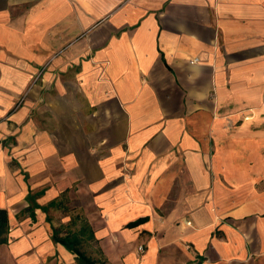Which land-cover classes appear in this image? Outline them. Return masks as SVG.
I'll use <instances>...</instances> for the list:
<instances>
[{"label":"crops","instance_id":"obj_1","mask_svg":"<svg viewBox=\"0 0 264 264\" xmlns=\"http://www.w3.org/2000/svg\"><path fill=\"white\" fill-rule=\"evenodd\" d=\"M0 208V264H264V0H0Z\"/></svg>","mask_w":264,"mask_h":264},{"label":"trees","instance_id":"obj_2","mask_svg":"<svg viewBox=\"0 0 264 264\" xmlns=\"http://www.w3.org/2000/svg\"><path fill=\"white\" fill-rule=\"evenodd\" d=\"M8 229V215L5 209L0 208V243L5 241V233Z\"/></svg>","mask_w":264,"mask_h":264},{"label":"built area","instance_id":"obj_3","mask_svg":"<svg viewBox=\"0 0 264 264\" xmlns=\"http://www.w3.org/2000/svg\"><path fill=\"white\" fill-rule=\"evenodd\" d=\"M137 250H138V252H143V251H144V246L139 245V246L137 247Z\"/></svg>","mask_w":264,"mask_h":264}]
</instances>
